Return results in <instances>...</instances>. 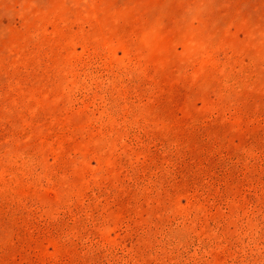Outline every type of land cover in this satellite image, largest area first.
I'll return each instance as SVG.
<instances>
[{
    "label": "rangeland",
    "instance_id": "1",
    "mask_svg": "<svg viewBox=\"0 0 264 264\" xmlns=\"http://www.w3.org/2000/svg\"><path fill=\"white\" fill-rule=\"evenodd\" d=\"M0 264H264V0H0Z\"/></svg>",
    "mask_w": 264,
    "mask_h": 264
}]
</instances>
